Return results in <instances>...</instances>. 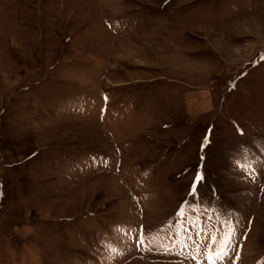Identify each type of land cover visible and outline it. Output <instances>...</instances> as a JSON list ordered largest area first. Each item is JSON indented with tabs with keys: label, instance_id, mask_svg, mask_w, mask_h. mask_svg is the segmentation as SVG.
<instances>
[{
	"label": "rangeland",
	"instance_id": "obj_1",
	"mask_svg": "<svg viewBox=\"0 0 264 264\" xmlns=\"http://www.w3.org/2000/svg\"><path fill=\"white\" fill-rule=\"evenodd\" d=\"M264 264V0H0V264Z\"/></svg>",
	"mask_w": 264,
	"mask_h": 264
},
{
	"label": "snow or ice",
	"instance_id": "obj_2",
	"mask_svg": "<svg viewBox=\"0 0 264 264\" xmlns=\"http://www.w3.org/2000/svg\"><path fill=\"white\" fill-rule=\"evenodd\" d=\"M230 242V240H225L223 246L220 248L219 253H216L215 246L218 243V240L213 239L212 241V251L215 253V258L210 255L208 259L212 262V264H216V260L221 259L223 256H226L228 253L227 245Z\"/></svg>",
	"mask_w": 264,
	"mask_h": 264
}]
</instances>
